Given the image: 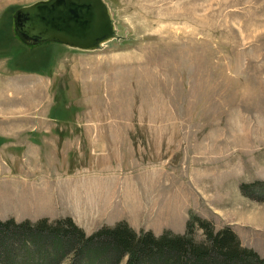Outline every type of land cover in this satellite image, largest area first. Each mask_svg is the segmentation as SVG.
<instances>
[{
	"label": "rangeland",
	"instance_id": "rangeland-1",
	"mask_svg": "<svg viewBox=\"0 0 264 264\" xmlns=\"http://www.w3.org/2000/svg\"><path fill=\"white\" fill-rule=\"evenodd\" d=\"M38 1L0 0V219L198 216L264 258V0H105L121 38L95 51L21 42Z\"/></svg>",
	"mask_w": 264,
	"mask_h": 264
},
{
	"label": "trees",
	"instance_id": "trees-1",
	"mask_svg": "<svg viewBox=\"0 0 264 264\" xmlns=\"http://www.w3.org/2000/svg\"><path fill=\"white\" fill-rule=\"evenodd\" d=\"M260 190L264 192V183ZM253 187L242 185L249 193ZM200 229L203 239L196 238ZM264 264L225 226L216 230L207 219L194 216L184 233L165 230L136 232L127 222L102 225L90 234L71 217L34 221L0 219V264Z\"/></svg>",
	"mask_w": 264,
	"mask_h": 264
},
{
	"label": "water",
	"instance_id": "water-1",
	"mask_svg": "<svg viewBox=\"0 0 264 264\" xmlns=\"http://www.w3.org/2000/svg\"><path fill=\"white\" fill-rule=\"evenodd\" d=\"M14 31L26 45L56 42L83 51L119 40L105 0H41L13 14Z\"/></svg>",
	"mask_w": 264,
	"mask_h": 264
},
{
	"label": "bare ground",
	"instance_id": "bare-ground-1",
	"mask_svg": "<svg viewBox=\"0 0 264 264\" xmlns=\"http://www.w3.org/2000/svg\"><path fill=\"white\" fill-rule=\"evenodd\" d=\"M110 197V196H109ZM108 197V198H109ZM126 199H125V201H124V204L125 205H131V204H133L134 202H135V197L134 196H132V195H127L126 194ZM104 202L105 201H103L102 203L104 204ZM117 204V203H116ZM116 207H120V206H116ZM108 208H112V207H108ZM108 215H110L111 217H117L118 216V212H116V214H111L110 212H106Z\"/></svg>",
	"mask_w": 264,
	"mask_h": 264
},
{
	"label": "crops",
	"instance_id": "crops-1",
	"mask_svg": "<svg viewBox=\"0 0 264 264\" xmlns=\"http://www.w3.org/2000/svg\"><path fill=\"white\" fill-rule=\"evenodd\" d=\"M93 126H95V125H93ZM0 130H1V129H0ZM97 131H99V130L97 129ZM110 131H111V130H110ZM104 133H105V132H103V133L98 132L95 136L93 135L92 139L95 138V140H96V139H97V140H100V139L105 138V137H116V136H117V135H115V134H111L110 136H105Z\"/></svg>",
	"mask_w": 264,
	"mask_h": 264
},
{
	"label": "flooded vegetation",
	"instance_id": "flooded-vegetation-1",
	"mask_svg": "<svg viewBox=\"0 0 264 264\" xmlns=\"http://www.w3.org/2000/svg\"><path fill=\"white\" fill-rule=\"evenodd\" d=\"M17 36V35H16ZM18 37V36H17ZM29 46V45H28ZM31 46H36V45H31Z\"/></svg>",
	"mask_w": 264,
	"mask_h": 264
}]
</instances>
